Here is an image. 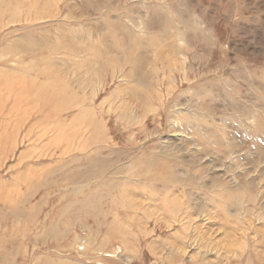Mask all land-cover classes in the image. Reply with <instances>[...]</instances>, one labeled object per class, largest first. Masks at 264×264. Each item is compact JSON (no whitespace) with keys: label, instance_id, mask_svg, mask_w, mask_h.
Returning <instances> with one entry per match:
<instances>
[{"label":"rangeland","instance_id":"374dc122","mask_svg":"<svg viewBox=\"0 0 264 264\" xmlns=\"http://www.w3.org/2000/svg\"><path fill=\"white\" fill-rule=\"evenodd\" d=\"M98 146L133 222L83 264H264V0H0V196ZM6 216L0 264H39Z\"/></svg>","mask_w":264,"mask_h":264},{"label":"bare ground","instance_id":"6f19581e","mask_svg":"<svg viewBox=\"0 0 264 264\" xmlns=\"http://www.w3.org/2000/svg\"><path fill=\"white\" fill-rule=\"evenodd\" d=\"M100 149L101 147L98 146L89 154L75 155L71 160L64 162L60 169H55L56 174L52 171L37 186L30 185L26 192L16 194L19 197L9 199L0 196V200L12 204L11 208H2L0 215L2 216L3 212L7 216H12L15 213L17 222L19 221V225L24 227L18 232H13L14 229L11 230L9 238L12 246H17L18 237L22 239L23 243L24 240L27 243L33 242L32 245H36L35 252H39L36 258L39 264H83L81 260L85 257L94 261L105 260V255H108L109 252L103 253L104 244L109 240L122 238L121 231L124 229L122 221H119L120 224H116L117 222L109 220L110 212L116 210L117 216H123L130 221L132 216L129 209L133 207L130 206V203L133 205V202H128V207L127 197L121 198L117 194L116 188L119 179L107 174L118 173L117 168L113 173L109 171L113 156H110L109 150L105 148L106 154L101 155ZM115 153L117 154V152ZM134 163L138 165L131 172L137 171L139 174H145L144 178L150 188L157 189L156 187L160 185L157 183L159 180L163 181L161 186L164 187L172 182L173 171L166 165L162 164L157 170H154L151 165L148 167L149 162L147 161H134ZM137 173L134 172V174ZM131 176L134 175L124 177L133 180L134 178ZM69 191L73 192V195L65 196V193ZM40 193L42 196L32 203L31 199ZM149 195L150 198L155 197L152 192ZM168 197L165 195V207L170 206L168 202L171 200ZM29 202L30 205L27 207L26 203ZM136 203L139 205L140 202L136 200ZM147 217L152 216L148 215ZM30 223L32 228L36 227L35 229L38 231L30 239H26ZM130 227L134 228L135 222L131 223ZM84 229L87 230V233L83 232ZM120 229L121 231H119ZM131 234L127 233V236L130 237ZM139 242L140 239L135 240V245L139 246ZM39 244H41L40 247ZM12 246L8 254H3L4 262H9L12 251L16 249ZM161 249L166 248L161 247ZM20 252L23 254L25 251L21 249ZM80 253L81 255H78ZM71 256L77 258L73 259ZM161 258L163 260L164 256L161 255ZM130 264H132L131 261Z\"/></svg>","mask_w":264,"mask_h":264}]
</instances>
